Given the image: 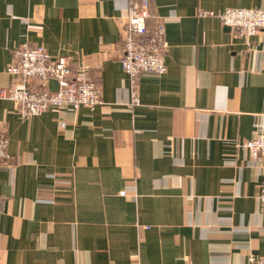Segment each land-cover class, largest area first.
<instances>
[{"label":"crops","instance_id":"obj_1","mask_svg":"<svg viewBox=\"0 0 264 264\" xmlns=\"http://www.w3.org/2000/svg\"><path fill=\"white\" fill-rule=\"evenodd\" d=\"M130 2L0 0V92L23 44L67 57L103 91L99 105L29 118L0 98V264L264 258V168L238 145L264 136V30L239 37L218 17L264 0H151L167 70L140 76L136 105L117 57Z\"/></svg>","mask_w":264,"mask_h":264},{"label":"built area","instance_id":"obj_2","mask_svg":"<svg viewBox=\"0 0 264 264\" xmlns=\"http://www.w3.org/2000/svg\"><path fill=\"white\" fill-rule=\"evenodd\" d=\"M151 0H131L128 15L121 20L123 49L118 60L130 76L131 105L140 103L138 86L140 76L145 72L164 73L166 65L165 24L157 20L154 26L148 24L151 17ZM211 15V11H202ZM221 23L231 33L248 38L264 30V9L227 8L218 14ZM7 70L14 81L3 88L0 98H8L18 104L23 118H29L51 109L76 110L80 107H93L103 102L101 86L91 81L86 70L75 72L65 56H53L44 46L29 47L27 44L14 49ZM38 78L46 81L58 80L56 90H45L32 85ZM8 135L0 129V168L8 156ZM238 145L249 149L252 156L261 158L264 168V136L240 141ZM259 199L264 203V181ZM245 264H264V258L251 257Z\"/></svg>","mask_w":264,"mask_h":264}]
</instances>
